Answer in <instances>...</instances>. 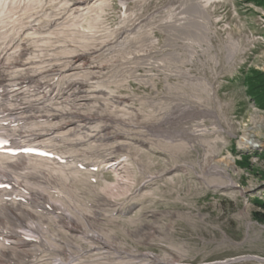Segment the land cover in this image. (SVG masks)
Wrapping results in <instances>:
<instances>
[{"label":"rangeland","instance_id":"1","mask_svg":"<svg viewBox=\"0 0 264 264\" xmlns=\"http://www.w3.org/2000/svg\"><path fill=\"white\" fill-rule=\"evenodd\" d=\"M166 2L153 0L143 12L138 11L134 2L130 1V6L132 12H142L146 17ZM118 3L117 0L112 9L102 10L108 27L121 23ZM170 3L168 8L188 6L187 15L193 17L195 24L190 27L192 30L175 29L173 24L153 27L155 24L143 21V29L137 33V26L130 33L133 40L107 41L100 49L106 53L98 61L104 70L109 68V75H78L82 85L76 92L80 93L73 96L68 91L73 102L67 100L66 105L78 117L73 121L93 112L106 111L118 116H113L114 120L111 117L110 124L105 118L109 114L97 117L87 125L86 133L89 134L90 127L102 131L105 125L102 137L90 144L102 154L111 151L105 156L110 157L108 162L118 158L122 161L117 169L104 170L111 173L100 176L98 185L91 184L93 187L86 184L84 174H81L82 181L80 178L58 186L67 189L73 198H78L81 192L87 198L85 201L91 202L86 208L79 205L83 216H76L81 229L70 228L65 222L59 224L49 213L45 219V227L50 230L49 234L46 232L48 241L54 247L50 236L55 235V245L65 242L72 246L69 248L72 252L78 248L87 255L82 256L85 264H264V224L253 216L254 212L261 211L255 200L264 201V95L254 93L249 87L255 82L251 80L254 73L264 75V3L258 0H174ZM191 8L197 11L203 8L199 12L207 17V27L197 21L199 13L191 15ZM53 25L49 27L51 31L58 27ZM150 27L158 29L151 32ZM52 36L56 41L50 38L48 41H52L49 46L53 45L54 49L47 47L44 53L36 48L28 56L43 55L48 62L46 67L57 68L65 64L63 58L69 52L62 53L58 35ZM189 39L200 44L196 54L187 46ZM206 39L210 40L211 47L207 46ZM56 50L58 56L54 53ZM186 70L192 77L185 74ZM73 79L68 78V82L74 83ZM102 82H110L115 94L121 97L112 101L106 94L86 90L88 85ZM184 104H190L193 111H185ZM32 122L40 124L39 127L45 124ZM69 144L63 143V146L69 149L73 146ZM120 152L129 159L127 164ZM227 174L232 175L235 186H218ZM151 177L154 178L148 181L150 184L141 189ZM47 193L53 200L66 199V195ZM63 202L66 204L69 200ZM86 230L106 236L107 243L85 238L81 232ZM94 248L107 253L94 254L97 252ZM12 250L13 254L17 251L15 247ZM15 255L17 258L11 264H21L27 256L28 261L34 260V255L51 260L58 257L53 249L39 248L35 243L22 247Z\"/></svg>","mask_w":264,"mask_h":264},{"label":"bare ground","instance_id":"2","mask_svg":"<svg viewBox=\"0 0 264 264\" xmlns=\"http://www.w3.org/2000/svg\"><path fill=\"white\" fill-rule=\"evenodd\" d=\"M35 1L37 3H35ZM112 1L113 0H44L43 5V3L38 0H0V138L5 137L8 141L6 148H0V184L6 185L4 188H0V264H2L1 262L3 260H7L10 262L9 264H11V262L13 263L17 258L15 254H18L22 247H25L30 243H35L39 248H51L56 251L59 255L58 257L52 258L50 261L51 264H72L75 260H80L81 258L80 255H74V252L69 251V248L72 247L71 245H68L65 242H60L61 247L55 245L54 241L57 240L55 235L50 236L54 247L51 246L48 241L50 230L45 227L47 222L45 220L46 216L50 213L55 219H57L59 224L60 222H65L70 228L81 229L82 225H80L76 216H83V212L79 208L78 198H73L67 189L58 187L62 184L67 185L69 182L72 183L79 181L80 173L76 170L73 172H66L63 166L60 165L56 167L50 165L49 162L43 158H32L24 154L15 155L8 151L14 147L16 149L23 148L29 144V141L41 144L42 146H44V144L49 146L46 140L43 139L47 131H52L54 133L60 132L61 134L67 133L70 136H74V140L77 139L79 141H82V139L89 142L99 140L103 135L102 131L104 132V129L107 127L103 125L104 129L102 131L90 130L89 134H87V125L96 120L97 117H103L105 114H109L105 116L108 124L112 123L111 117L118 116L106 111L102 114L100 111L101 114L93 112L92 115H82L83 119H80L79 121H73L78 117L73 116V114L69 112L66 103L67 100L73 102L69 98L68 91L72 92L73 96L80 93L79 91L76 92L81 84L80 81L77 80L78 75H81L80 77H82V75L84 76L87 75V73H90L97 77H104L106 74H110L109 68L108 70H104V67L101 64L102 62L100 61V63L98 61V59L103 57V52H105V50L100 52L103 45L107 41L114 42V40L119 39L133 40V35H130L129 28H136L139 26V29H137L138 33V30L141 28L143 29L144 27V24H142L143 21H150L155 24H151L153 27H157V25L161 27L172 24L176 26L175 29L183 28V30H192L190 27H195V24L192 21L193 17L187 15L186 10H188V6L184 4L169 8L168 5L155 7L153 12L144 17L142 9L148 8L153 0H118L120 5L123 8H126V10L121 12L122 19L119 26L117 25L114 28L111 26L108 27L107 19L103 17L105 13L103 14L104 11L102 10L104 8H111ZM130 1L134 2V6H138V11L141 10L142 12H132ZM171 2H174V0ZM205 4L207 3L205 2ZM163 7H167L168 12L163 18H159L158 21L156 16H160L159 13ZM196 9L197 8L193 10L192 8L190 9L191 15H193L192 13H199L197 15V21L207 27V17L204 16L203 13L200 15L199 12V10L204 11L203 8H199L198 11ZM199 18H202L203 20H199ZM53 23L58 27L51 31V28L49 29V27L53 25ZM130 24H132V26H130ZM95 25H98L97 28H95ZM52 29L54 28L52 27ZM156 29L158 28H151L150 31L152 32ZM52 35H58L56 37H59L58 39L61 42L57 40V43H61L59 45L64 51L62 53L69 52L68 57L72 58L69 60L68 57L65 56V58H63L65 64H62L60 67L56 64L58 65L57 68L50 66L46 67V63L48 62L44 59L43 55L35 57V54H37L35 53L33 56L32 54L31 56H28L30 50L34 51L36 48H40L43 52L47 51V47L50 49L53 45L49 46V44H52V41H50V43L48 38L51 40L53 37ZM142 36L145 37L143 34ZM54 39H52L53 42L56 41ZM141 39L142 38H140V40ZM206 41L207 46L211 47L210 40L206 39ZM153 42H156V40H153ZM117 44H115V46ZM56 46L58 47V45ZM67 46H70V50L66 48ZM187 46L190 48V52L196 54L197 51H199L197 47H200V44L194 42L193 39H189ZM95 51L97 52L94 53ZM57 52L58 51L56 50L54 53ZM59 55L62 56L60 53ZM64 55L66 54H63V56ZM110 56L108 55V58ZM127 58L131 57L127 56ZM105 60L107 59H104V61ZM36 63L37 65H35ZM55 63H57V61ZM86 63L93 65L91 66L93 69L91 67H85L84 65ZM185 74L192 77L189 70H186ZM70 77L75 79H73L74 83L68 82L70 81L68 80ZM80 77L79 79H81ZM86 77L88 79V76ZM87 79L85 80L86 82L88 81ZM123 79L125 78L123 77ZM5 81L7 83L9 82L8 85L7 83L4 84ZM44 82L51 84L54 87L49 95L51 99H48L47 101H43L44 96L39 92V90H42ZM109 83L110 82H102L96 85H88L86 90L90 93L94 90V92L100 93V95L106 94L113 98L112 101L119 99L121 96L115 94L116 90H114ZM44 90L49 91V89L46 88H44ZM96 95L97 94H95V96ZM77 98L80 97L77 96ZM77 98L75 99L77 100ZM88 103H90V101ZM91 103L93 104V102ZM82 104H85V102ZM101 105L102 104L99 106L101 107ZM189 105L190 104H184L183 107L185 111L192 108ZM97 107L98 106H96V108ZM191 110L193 111V109ZM167 114L171 115L173 112ZM32 120H37L42 123H45L44 120H48L50 123L48 126L42 124V126L39 127L40 124L37 126V123L32 122ZM168 120L170 121V119ZM81 121L85 122L84 125H82L83 123H79ZM89 129L93 128L90 127ZM82 135L83 138H79ZM76 136L78 138H75ZM73 139L71 140L73 141ZM72 141L66 139L64 143L71 146L69 143L74 145ZM110 153L111 151H107L106 154L104 153L103 155L106 156ZM120 161L122 160H119L118 158L109 162L106 161V163L102 164V160L100 158L97 159V162L101 163L102 169L111 171L115 170L114 168H118ZM217 167L224 169L221 165H217ZM153 178L154 177H151L149 178L150 180L144 181L141 189L149 185ZM222 184H218V186H224L225 188L234 187L235 183L232 175L227 174L225 176V181ZM49 190L57 193L59 196L66 195V199L64 198L62 200H69V205L64 204L62 200L51 199L47 193V191L50 192ZM64 191H66L69 196H67ZM81 233L85 238L94 239L101 243H107L106 236L90 233L87 230ZM14 247L17 251L13 254L12 249ZM92 250H97L94 254L107 253V251H101V248H94ZM76 251L81 252L78 248ZM39 255L32 256L34 263L28 262L27 256V260L24 262L21 261V264H47V258H38ZM43 256L45 257V254ZM79 263L80 262H77L76 264ZM219 264H224V262H220Z\"/></svg>","mask_w":264,"mask_h":264},{"label":"trees","instance_id":"3","mask_svg":"<svg viewBox=\"0 0 264 264\" xmlns=\"http://www.w3.org/2000/svg\"><path fill=\"white\" fill-rule=\"evenodd\" d=\"M258 1L264 3V0ZM251 78V80L255 82H251L252 86L249 85V87L254 89V93H261L264 95V75L256 72ZM255 203L261 208V211L254 212L253 216L257 222L264 224V201L256 199Z\"/></svg>","mask_w":264,"mask_h":264},{"label":"built area","instance_id":"4","mask_svg":"<svg viewBox=\"0 0 264 264\" xmlns=\"http://www.w3.org/2000/svg\"><path fill=\"white\" fill-rule=\"evenodd\" d=\"M170 1H172V0H167V2L166 3H164V4H162L163 6H166V5H168V4H170ZM123 10V12L126 10V8H123L122 9ZM163 10V11H162ZM161 11H162V13H161V15L159 16V18H163L164 17V15L168 12L167 11V7H163L162 9H161ZM160 14V13H159Z\"/></svg>","mask_w":264,"mask_h":264}]
</instances>
